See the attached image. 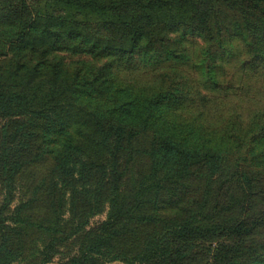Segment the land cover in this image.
<instances>
[{
  "label": "rangeland",
  "instance_id": "rangeland-1",
  "mask_svg": "<svg viewBox=\"0 0 264 264\" xmlns=\"http://www.w3.org/2000/svg\"><path fill=\"white\" fill-rule=\"evenodd\" d=\"M24 7L29 10L28 21H40L31 27V38L20 44V26L11 25L21 22L0 18V78H12L19 67L28 71L24 65L29 61L39 65L45 53H51L49 71L59 70V90H67L58 100L61 116L66 114V130L61 136L43 132V122L32 116L0 119V157L6 151L5 168L0 171V245L6 248L0 251V264H44L42 253L51 257L48 264H69L79 256L108 218L112 163L123 175L117 200L132 208L134 220L124 221L125 235L113 242L107 257L94 256L88 264H124L114 257L138 253L155 233H165L174 224L234 222L264 215V133L253 138V126L259 122L264 126V67L243 64L248 56L233 20L226 23L224 35L232 53H212L208 62L214 79L210 80L200 62V50L207 46L200 37L159 31L152 42L153 51L157 47L161 52L148 54L106 53L92 50L90 44L71 51L60 46L54 51L55 46L49 50L41 45V38L47 43L48 31L63 30L56 28L58 19L49 23L45 18H62L104 47L108 40L118 41L108 29L112 14L75 9L55 0H0V12L5 14ZM32 40L35 51L28 44ZM53 78L54 74L45 76L35 85L47 93ZM159 93L161 103L148 102ZM92 112L105 113L106 119L122 123L127 130H141L147 118L151 129L141 131L132 146L122 143L117 149L113 140L112 156L103 138L94 133L95 143L87 137V144L80 147L84 166L68 168L77 171L75 178L71 172L62 176L55 160L60 143L65 136L79 141L81 134H92ZM166 134L191 148H216L222 159L217 174L210 177L207 167L199 164L182 179L171 178L166 167L154 175L151 145ZM93 164L104 165L108 173L90 167ZM23 204V220L15 224L11 217ZM78 226L77 234L70 236ZM1 230L5 241H1ZM257 239L264 240V227ZM50 246L55 250H49ZM210 248L200 244L196 259L187 264H204Z\"/></svg>",
  "mask_w": 264,
  "mask_h": 264
},
{
  "label": "trees",
  "instance_id": "trees-1",
  "mask_svg": "<svg viewBox=\"0 0 264 264\" xmlns=\"http://www.w3.org/2000/svg\"><path fill=\"white\" fill-rule=\"evenodd\" d=\"M68 7L81 10H92L99 13H111V20L108 21L109 32L116 33L118 41L109 40L104 47L97 41H89L87 37L81 35L66 20L49 16L46 22L58 19L59 25L56 28L63 30L48 31L47 43L41 38V45L54 47V51L76 50L79 48H89L100 50L106 53H154L161 52L157 47L153 51L152 38L157 32L171 31L182 33L181 35H193L204 40L206 47L200 50L201 65L205 75L213 80L214 70L209 59L213 58L212 53H232L225 45V25L229 20H233L234 31L241 36L244 44L247 60L243 64L258 69L264 67V0H55ZM29 10L15 8L9 13L0 12V18L19 20L21 23H12L11 26H20L18 42L23 44L26 38H31L32 26L36 25L39 19H29ZM13 28V27H12ZM63 28V29H62ZM21 38V39H20ZM146 40H149L146 43ZM15 41H13L14 44ZM32 51L36 49V43L32 40ZM89 46V45H88ZM90 48V49H91ZM56 49V50H55ZM47 50V49H46ZM44 52H47V51ZM165 52H169L165 47ZM51 53H45L42 63L24 65L28 71H21L12 78H0V119L18 120L35 117L41 120L43 132L53 131L57 136H61L66 130V123L63 118L66 116L59 112L58 100L62 99L66 93L64 87H60L59 70L49 71L53 66H49L48 59ZM204 56H207L204 58ZM209 61V62H208ZM32 65V66H31ZM261 65V66H260ZM23 72V73H22ZM25 73V74H24ZM54 74V78L49 81L50 89L44 93V89L35 85V80ZM172 79V76L167 75ZM15 84L14 82H20ZM215 81V80H214ZM46 86V85H45ZM162 95L155 94L148 102L158 105L162 102ZM92 121L95 128L92 134H81L79 141L73 136H65L58 149L56 163L57 169L62 176L69 175L75 178L77 171L74 169L82 164L80 147L87 144V137L95 143V134L103 138L104 148L111 156V142L114 140L115 146L119 149L122 143L133 145L138 141L141 131L150 130L149 119L143 122L141 130L134 128L127 130L122 123H114L113 119H106L105 113L99 115L92 112ZM110 124L109 127L104 123ZM255 139L264 133V126L259 122L253 126ZM95 133V134H94ZM260 135V136H259ZM259 136V137H258ZM76 139L77 142L74 140ZM79 145V146H78ZM120 146V147H118ZM212 145H205L194 148L189 147L183 141L178 142L168 134L153 141L150 150L152 162V172L159 174L166 167V173L171 178L182 179L191 174V168L203 164L207 167L208 175L214 176L219 171L222 159L217 155ZM6 151L0 157V171L5 168L2 165ZM114 158V157H113ZM93 164L94 169L101 167L104 173L108 169L104 165ZM84 166V165H83ZM69 167H74L68 169ZM86 168V167H84ZM113 183L111 188V199L109 201V215L107 220L101 225L100 233L96 235L79 256L72 257L69 264H88L94 256H108V251L112 249L113 242L120 236L125 235L127 230L124 221L131 222L133 219L132 208H126L125 202H118L119 173L117 166L112 163ZM74 169V170H73ZM19 170V169H18ZM6 170L3 169V172ZM15 173V172H14ZM18 173V172H17ZM139 195V194H138ZM99 196V194H98ZM96 197V199L98 198ZM25 205L19 206L15 211V216L11 217L15 224L21 223V212ZM141 220H146L142 218ZM264 227V215L254 217L250 220L237 221H212L207 224H198L185 221L179 225L174 224L165 233H155L149 238L138 253L128 255V253L117 254L114 259L124 264H187L193 262L197 257V250L200 244H210L211 248L206 254L204 264H264V240H258L259 229ZM81 226L73 229L70 236L77 234ZM2 231V230H1ZM1 241L4 239V231L1 232ZM6 245H0V251ZM49 250L54 251L50 246ZM7 253V252H6ZM43 263L48 264L51 257L42 253Z\"/></svg>",
  "mask_w": 264,
  "mask_h": 264
}]
</instances>
